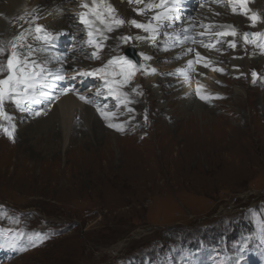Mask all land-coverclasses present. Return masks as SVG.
<instances>
[{"label": "rangeland", "instance_id": "rangeland-1", "mask_svg": "<svg viewBox=\"0 0 264 264\" xmlns=\"http://www.w3.org/2000/svg\"><path fill=\"white\" fill-rule=\"evenodd\" d=\"M5 1L0 0V4ZM112 1L116 0L109 2ZM129 1L117 4L121 11L118 10L121 16L117 19L125 21L119 27L121 36L140 40L135 37L141 34L130 28L140 29L133 28L128 18L141 15L127 6ZM76 4L75 0H64L57 15L73 20L77 14L71 9ZM198 5L200 3L193 2L183 5L180 13L209 20L206 10H200ZM137 7L141 10V6ZM223 8L233 14L229 7ZM127 11L130 16L126 19ZM214 20L224 26L232 24L228 16L222 14L216 15ZM16 26L17 34L22 28ZM5 27L8 41L11 23L6 22ZM166 36L167 32L149 36L145 46L150 53H145L154 58L145 62L160 70L157 84L166 87L163 94L167 103H175L176 93L183 87L184 78L178 67L184 56L166 55L173 49L166 44ZM220 43L217 47L224 59L217 62L227 68L221 67L225 69L223 73L215 71L208 75L215 76V81L222 84L220 87L204 84L202 92L222 98L206 102L209 114H198L196 123L191 122L188 127L180 124L181 130H177L170 119L175 106L167 107L166 114L161 112L159 107L166 105L164 99H156L144 84L139 87L142 72L136 73L133 88L126 86L131 90L128 97L140 92L139 96L143 93L150 99L146 101L143 95V107L138 109L141 130L131 127L120 132L119 137L125 138L124 142L111 139L113 163H106L98 150L92 154V148L86 146L78 153L70 147V133L59 143L49 142L47 134L42 133L43 140L36 145V137L33 142L22 140L13 123L0 119V224L9 231L5 244L2 242L6 233L0 231V250L13 240L18 244L16 255L8 253L9 250L0 254L3 259L0 264H186L189 260L191 264H264L261 237L264 226V64L262 69L255 64L249 70L247 65L248 57L264 60V52L255 57L251 55L252 44L248 46L244 42L247 47L240 56L242 66L238 74L233 75L228 70L229 59L239 57L235 52L238 47L244 49L243 43L240 41L235 49L228 47L226 40ZM126 45L121 41L119 51H125L129 46ZM18 49V56H22L24 49ZM247 49L251 54L246 53ZM89 52V47H82L77 54L88 56ZM8 55L0 56V65L6 66ZM91 60L97 61L95 57ZM253 71L260 75L255 84L251 79ZM43 73L45 77L53 74L46 80L50 84L58 74L51 70ZM220 75L226 76L225 81ZM80 79L89 84L83 94L100 91V87L93 90L99 83L97 79L88 76ZM64 82L48 89L50 95L54 92L58 96L55 104L62 102L65 96L60 94L63 88L59 86ZM41 85L40 80L37 81V87ZM136 87L137 92L133 91ZM182 92L186 93L184 89ZM130 99L133 102V98ZM7 103L5 100L4 108L8 112ZM26 105L36 108L31 103L19 108L15 105L12 119L24 115ZM4 128H14L15 142ZM156 132H159L158 139ZM172 143L178 148L173 156L175 163H165L171 157L165 147ZM84 152L87 155H83ZM17 233L25 236L40 233L49 238L36 247H28L29 241L18 239ZM20 245L27 250H21Z\"/></svg>", "mask_w": 264, "mask_h": 264}, {"label": "bare ground", "instance_id": "bare-ground-1", "mask_svg": "<svg viewBox=\"0 0 264 264\" xmlns=\"http://www.w3.org/2000/svg\"><path fill=\"white\" fill-rule=\"evenodd\" d=\"M85 1L92 3L90 0H85ZM146 1L148 3L146 6L148 17L155 16L159 11L158 9L156 10V8H151L150 5L156 3V0H146ZM115 2L116 3L114 4L116 5L121 3L120 0H116ZM185 2L187 1L182 0L179 7L181 8V6L185 5L184 4ZM81 3L82 2H78V4H81ZM227 4H228L227 2H224V6L222 7L209 5L210 6L209 8H205L206 10L205 13L210 17L209 20L202 18L201 16L188 17L187 15L181 14L179 12L177 14V17L174 20L161 22L157 30L156 34L160 32H167L166 44L173 48L166 55L169 54L170 56H181V57L184 56L182 62L179 64L178 70L184 69L185 72L188 74L189 79L188 80L184 79L182 81L183 87L176 93L177 101L175 103L174 102L167 103V99H164L165 96L163 94V92L166 90V87L159 86V84H157V76L160 70L155 68L153 64H149L145 62L147 68H151V69L155 68L156 71L155 73H152L150 69L149 72L146 73V75H143V72H142L140 79L138 78L139 79L138 86L143 87V84H144V87L150 88V91L153 92L156 99H161V100L164 99L163 101H164V104L166 105L159 107L161 112H164L166 114L165 109L167 107H171L172 104L175 106L174 112L173 114H171L170 119L172 118V123L174 127L177 128V130L180 129L179 128L180 124L183 125L185 123L186 126L188 127L189 124H191V122L196 123V119L198 118L196 116L198 114L199 116L209 114L210 110L206 109L208 103H206L205 101H201L197 98V96L195 95L196 88L199 86L201 87V90H202L204 84H209L212 87H215V86L220 87L222 82L217 81V80L215 81L214 79L215 76L210 77L208 73L212 74V72H215L212 70L213 68H221L224 66L227 68L226 65L220 62H217L218 60L224 59V57L219 54V48L217 47V45L219 44H215L216 47L213 49H206L202 47L199 43H192L191 40L180 43L178 42V38L182 39L186 35L192 37V33L189 31L193 30L195 25L197 26L200 23L205 22L211 25L212 29L211 27L210 29L213 31L223 30L224 32H227V31L234 30L237 33L235 37H232V36H223V37L226 40V45H228L230 41L234 40L238 47L240 41H242L243 43V38L241 37V34L242 32L244 33L243 29H244L245 22H249V20H248V17L243 15L242 13H238V12L233 13L231 9L232 7H229V8L233 14L229 13L227 10H224L223 7H227ZM63 5H64V0H7L4 3L0 4V48H3L4 50L3 52H0V56L5 57L8 54V51L11 50L12 44L15 43V41H12L10 43L5 38L6 22L11 23L10 28L12 31H10V33H11V37L13 38V36L16 35V27H17L16 25L13 24L14 22L17 21V23L19 24L20 23L24 24V27H29L35 23L43 24L37 17L42 18V20L46 23L47 27L53 30L54 32L55 31L56 32L68 31L70 33V36H66V38L69 37V40L68 41L65 40V41L69 42L71 38H75V40L78 41V43L81 41H84V42H87V44H89L88 43L89 37L87 35L88 28L80 22V16L78 14L73 20L66 17L65 15H57L60 12ZM92 5L95 6L93 3ZM134 6H130L131 10L134 9ZM169 6H173V5L169 4ZM256 6L261 11L262 25L264 27V0H256ZM249 11H251V9H249ZM118 14L120 15V13ZM220 14L228 16V19L232 24L224 26V25H220V23L214 20V17ZM127 16H128V11H127L126 17ZM20 17H24V19L21 20ZM88 18L94 21L93 27L98 28L107 37L106 41L105 39L100 40V42L103 45V48L102 50L98 51V56L93 55V53L97 52V50L90 44H89L90 46H86L87 45L86 44L85 46H81L77 49L78 51L82 49V47H89L90 52L88 56L78 55L77 51L74 54H61L53 50H47V49L41 48V46L44 45V43H41L40 45H38L40 42L35 39L36 35L32 30L30 31L25 30L24 32H21V34L23 33L27 39L26 44H31L33 47L32 56L28 57V59L35 62L38 71L40 67H43L44 71H48V70L56 71L57 69L61 67L68 68L74 65H77L80 71H91L93 69L102 68V67L97 68L98 66L97 64L101 60H104L108 58L109 56L116 55L115 53L120 52L118 48V45L121 43V40L119 38L122 35L120 28L118 27L117 29L115 28L112 32H108L106 26L104 24H101L99 21L95 20L94 16L89 14ZM152 23L153 25L156 26L157 22L153 19ZM179 30L180 32H178ZM132 32H136L138 35L141 34V37H145V39H141L138 42L139 43L138 46L143 48L144 51H147V47L145 46V44L147 43L149 36L156 35V34L146 33V32L141 33V31H136V30H132ZM99 34L100 33L97 32L96 36H99ZM260 45H264V43H261ZM260 45H259V42L252 43L253 53L252 54L249 53L248 49L246 50V53L254 55V56L256 55L255 57L262 56L264 52V47H261ZM243 46H244V43H243ZM246 47L247 46H244V49H240L238 47L235 54L239 57H232L229 59L230 66L228 70L233 75L235 74L237 75L238 68L242 66V59L240 56H242L245 53L244 51ZM189 48H192L193 51L188 52L187 50ZM126 50L130 51L131 46H128ZM24 51L25 49L22 52ZM196 51H199L201 53V56L207 55L208 59L205 58L204 60H201L198 63H194L191 69H189L187 65V61L196 60V57H195ZM149 53L150 52L147 51V54ZM93 57L97 59L96 63H93V61L91 60L93 59ZM74 58L75 59L77 58V60L73 61ZM67 62L69 63L68 65H67ZM204 63H208L209 67L207 68L203 67ZM255 64L257 66L259 65L262 69L264 60L262 58H259L258 60L255 58L254 60H252L248 57V63H247L248 70L251 66L253 65L255 66ZM4 67L6 68V66ZM263 74L261 71V77L263 76ZM180 76L184 78V76L181 75V73H180ZM220 78H222L225 81L226 76L220 75ZM262 78L264 81V77ZM116 79H120V78H116ZM98 81H99L98 85L94 87L93 90L98 89L100 87L99 85L103 82V86L102 88L100 87V91H99V93L101 94L100 95H96V93L86 94L88 98L92 97L93 99V102L91 105H88L82 100H80L78 95L76 94H66L62 98L63 99L62 102H60L59 104L54 103L51 105V108L48 111V114L46 116L42 115L40 117H35L33 115V111L41 107H44V108L48 107L49 102H43L42 104H40L39 107H36V108H28V105H26L24 108L25 109L24 115L20 117L14 114L16 117L9 121L14 124L15 129L17 130L16 131L17 135H19L20 139L22 140H28V141L33 142V140L36 137L35 144L37 145V144H40V142L43 140L41 134L46 133L47 134L46 137L49 142H53V140H56L59 143V142H62L64 139H66L67 135H69L70 133V147H73V149L77 150L78 153L81 154L82 150L80 149H83V146L84 147L86 146V148L87 147L92 148L91 149L92 154H93V151L98 150L99 156L103 159H106V163L108 164L113 163L114 148L111 146V139L114 137V138H117L118 141L124 142L125 138L121 139L119 137V135H122V133L119 134L121 131H117L115 128H110L107 125L109 123L116 124V125L122 124L125 130L131 127L136 128L137 131L138 129L141 130L142 128L140 126L141 121L139 122V119H137L138 114H139L138 109L139 108L141 109L143 107L142 100H141L142 96L145 95V98H146L147 95L142 93V95L139 96L140 92L131 93V95H129L128 97L131 103H127V104H121L119 100L117 101V99L114 100L113 98L107 101H104V98L108 96V92L104 85V81L103 80H98ZM132 81L134 82V80ZM132 81L130 84L127 85L128 87H132L133 85ZM262 85L264 86V83ZM128 87L126 86L122 87L121 91L130 93L131 90L129 91V89H126ZM183 89L185 90L186 93L182 92ZM138 90L139 88L136 87L135 92H137ZM130 97L133 98V102L130 99ZM149 99L150 98L147 97L146 101H148ZM23 105L24 104H22L21 106ZM83 106H84V109H83ZM97 106H101L103 107L105 111H108L110 113H115V115L114 116L109 115L108 119L106 120L100 116L99 112H97L96 110ZM15 107L16 106L13 103V101L8 100L7 108H8V113L10 116L13 115L12 112L14 110L13 108ZM128 109H134V111L130 112L128 111ZM16 110L17 109H15V111ZM76 114L77 116L73 117ZM179 118H182L181 119L183 121V122L181 121L182 123H180ZM19 122H22V123L19 124ZM132 123H137L138 126H134ZM69 129H71V132L69 131ZM113 129H115L116 132H113ZM103 134H106L107 137L103 138L102 136ZM144 134L146 133L144 132ZM158 134L159 132H156L157 139L159 137ZM166 134H170V133L167 132ZM176 140L174 138V143ZM174 143L170 144L168 147H165V151L168 152L169 155L171 156L167 158L166 161H164L165 163H175V159L173 156L175 155V150H177L178 148H176V145H175L177 144V141L175 144ZM144 152L145 150L141 152L143 156L145 155ZM84 153L85 154L83 155H87L86 152ZM133 156H136V155H133ZM141 158L143 157L141 156ZM143 162L145 163V161Z\"/></svg>", "mask_w": 264, "mask_h": 264}, {"label": "snow or ice", "instance_id": "snow-or-ice-1", "mask_svg": "<svg viewBox=\"0 0 264 264\" xmlns=\"http://www.w3.org/2000/svg\"><path fill=\"white\" fill-rule=\"evenodd\" d=\"M141 0H136V3H140ZM182 0H159L158 3L151 4V8H158L161 9V12H158L154 16V20L157 22L156 26L154 27L153 24L150 22L148 24L138 23L135 20H132L131 23L138 29H143L146 33H157V30L160 26V23L163 21H170L174 20L177 17V14L181 11V8L179 5L181 4ZM229 2L233 5L232 11L233 13L237 12V5L240 9H242V14L247 16L248 19L251 21V26L255 27L256 23L260 20V17L253 13L249 15V9L247 8L248 0H229ZM93 4L95 6L90 7L88 3H84L82 6L84 9H87L88 11H85L81 13L80 15V22L84 24L88 28L87 35L89 37L88 43L92 45L97 52H94V56H98V51L102 50L103 45L100 42L101 39H107V37L104 35L103 32H101L98 28H94L93 24L94 21L89 19V14L95 17V20L99 21L101 24H104L107 28L108 32H112L115 28H118L122 26L125 21L122 19H115L112 23H109L104 19V14L99 9V4L97 3V0H93ZM169 4L173 6H169ZM108 11L113 12L114 9L111 8V6H108ZM138 14H143L138 10ZM21 20L24 19V17H20ZM36 33L42 32V26L37 25L35 28ZM99 32V36H96V33ZM49 33H45L43 35H36L35 39L39 41H43L44 43L49 42L50 38ZM205 34L200 33V36L203 37ZM216 36H232L235 37L237 33L233 31H227V32H218L215 34ZM253 38H264V33L261 32H251V33H244L243 38L245 43H256V39H249V37ZM20 40L26 39L24 34L22 33L20 37H18ZM123 42H127L133 37H126L121 36L119 38ZM135 39H145V37H135ZM191 40L192 43H197L196 39L194 37L190 36H184L182 39L178 38V42L183 43L185 41ZM219 41H217L218 43ZM199 43L202 47L206 49H213L216 47L215 43H204L203 40H200ZM261 47H264V45H260ZM21 48L25 49L23 52V58L18 57L17 55V45L15 43L12 44V51L11 54L7 57L6 62V68L3 65H0V74L7 72V75L0 79V119H7L12 120V117L9 115V113L4 108L5 103V97H7L9 100L13 101L18 107L22 104L27 103H35V104H42L43 101L46 99L48 103V107L44 108H38L33 111V115L35 117L40 116H46L48 114V111L51 108L52 103L55 101V99H58V96L50 95L48 89L53 88L54 86L50 83H48L40 74L44 72V68H39V73L37 72V66L34 61L29 60L28 57L32 56L33 53V47L31 44H21ZM228 47L235 49L237 47L236 42L230 41L228 43ZM165 51L168 49L165 48ZM3 48H0V52H3ZM188 52H192L193 49L189 48L187 50ZM141 57L145 61H149L152 59V57L145 55L144 53H139ZM196 60H188L187 65L188 68L191 69L192 65L194 63H198L201 60H204L205 58L201 56V53L199 51L195 52ZM120 62V71L117 72H110L108 69L112 67L114 63ZM118 61L116 60H110L108 64L105 67L99 68V69H93L91 71H83L80 72L79 75L81 76H97L99 75L100 78L104 81V85L107 89L108 95L115 97L117 100L121 102V104H127L131 103V101L128 99V93L121 91V88L124 86H127L131 83V81L134 79L136 72L138 70L137 63H134L131 59L126 57H119ZM203 67L207 68L209 67L208 63H204ZM213 71H217L220 73H223L225 69L223 68H213ZM156 69H151L152 73H155ZM181 75L184 76L185 80H188V74L185 72L184 69L179 70ZM111 77H122V79H113ZM54 79L56 81H61L65 79V76L63 74H56L54 76ZM251 79L252 83L255 84L259 79L260 75L253 71L251 73ZM43 80V89L37 87V81ZM35 89V95L32 94V91ZM71 88H64L60 90L61 95H66L69 91H71ZM135 91V89H133ZM101 93L97 92L96 95H100ZM195 95L197 98L201 101L210 102L214 99H221L222 97L219 95H208L202 92L201 87H197L195 91ZM79 99L82 101H85L86 103H92L88 97H85L83 95L79 96ZM97 112H99L100 116L104 119H108L109 115H115V113H110L108 111H105L103 107L97 106ZM128 111H134V109H128ZM147 117L145 116V120ZM110 128H115L117 131L123 132L124 126L122 124L116 125L109 123L107 125ZM4 132L7 133L8 137L15 142V136H14V128L12 130L8 128L3 129ZM18 239L26 238L29 241L28 247H36L38 244H42L45 240L49 238V236L45 234L40 233H33L32 235L25 236L22 233L16 234ZM261 237L264 239V226L261 228ZM10 248H17L18 244L16 240H13L8 245ZM21 250H27L26 247L23 245L19 246ZM186 264H191V261H186Z\"/></svg>", "mask_w": 264, "mask_h": 264}]
</instances>
